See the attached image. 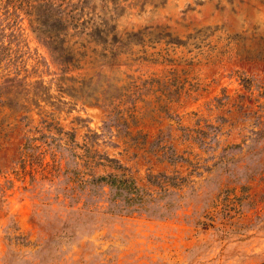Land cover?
I'll list each match as a JSON object with an SVG mask.
<instances>
[{
	"label": "rangeland",
	"instance_id": "374dc122",
	"mask_svg": "<svg viewBox=\"0 0 264 264\" xmlns=\"http://www.w3.org/2000/svg\"><path fill=\"white\" fill-rule=\"evenodd\" d=\"M14 5L0 264H264V0Z\"/></svg>",
	"mask_w": 264,
	"mask_h": 264
},
{
	"label": "trees",
	"instance_id": "16d2710c",
	"mask_svg": "<svg viewBox=\"0 0 264 264\" xmlns=\"http://www.w3.org/2000/svg\"><path fill=\"white\" fill-rule=\"evenodd\" d=\"M14 1L16 0H0V112L4 107L27 110L31 105L38 106L39 98L47 95V88L42 84L41 78L28 79L30 70L13 47L14 31L8 19L16 10ZM2 18L7 20L3 22ZM58 52L57 58L61 56L58 64L61 68H67L71 59L62 58L64 50Z\"/></svg>",
	"mask_w": 264,
	"mask_h": 264
}]
</instances>
